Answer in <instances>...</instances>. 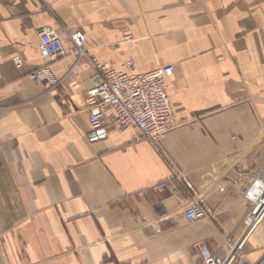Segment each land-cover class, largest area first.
<instances>
[{
  "label": "crops",
  "instance_id": "obj_1",
  "mask_svg": "<svg viewBox=\"0 0 264 264\" xmlns=\"http://www.w3.org/2000/svg\"><path fill=\"white\" fill-rule=\"evenodd\" d=\"M46 26L85 52L64 41L52 86L28 75ZM88 57L172 65L178 126L158 146L91 131ZM236 171L264 175V0H0V264H202L199 243L225 254L244 232ZM193 198L207 215L189 222ZM243 245L240 264H264V219Z\"/></svg>",
  "mask_w": 264,
  "mask_h": 264
},
{
  "label": "built area",
  "instance_id": "obj_2",
  "mask_svg": "<svg viewBox=\"0 0 264 264\" xmlns=\"http://www.w3.org/2000/svg\"><path fill=\"white\" fill-rule=\"evenodd\" d=\"M37 37L43 64L28 74L34 82L40 81L49 86L57 83L49 65L68 53L65 40L74 44L77 55L85 56L79 43L80 35L64 26L39 28ZM129 38L124 37L125 40ZM88 58L93 76L92 84L85 91L84 102L91 131L110 127L122 131L134 128L158 146L163 135L178 126L166 84L168 76L174 72L172 65L157 66L149 72L135 74L107 67L95 57ZM12 60L18 69L24 64L20 55L14 56ZM231 183L236 186L246 204L244 232L237 242L226 239L229 248L225 254L213 252L204 242L199 243L197 247L202 264H240L242 260L239 251L247 236L264 219V175L236 171L231 177ZM164 186L165 183H160L155 189ZM183 215L189 222H196L204 218L207 212L202 203L193 198L188 201Z\"/></svg>",
  "mask_w": 264,
  "mask_h": 264
}]
</instances>
